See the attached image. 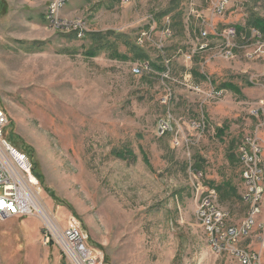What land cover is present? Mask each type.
<instances>
[{
  "label": "rangeland",
  "instance_id": "374dc122",
  "mask_svg": "<svg viewBox=\"0 0 264 264\" xmlns=\"http://www.w3.org/2000/svg\"><path fill=\"white\" fill-rule=\"evenodd\" d=\"M50 1L0 0L4 136L32 163L49 224L61 230L75 217L105 264H240L210 249L196 187L216 190L228 225L246 218L238 148L245 136L264 139V117L250 113L264 101V47L256 50L248 21L264 19V0H229L221 16L208 0H68L56 13L81 18L82 38L47 23ZM150 19L140 59L135 37ZM203 20L214 33L200 46ZM226 27H240L229 45L218 35ZM93 32L104 35L98 49ZM212 88L222 95L207 97ZM168 116L185 134L192 119L204 129L174 148L157 134ZM49 224L38 213L0 220V264H67L44 243Z\"/></svg>",
  "mask_w": 264,
  "mask_h": 264
},
{
  "label": "built area",
  "instance_id": "2783aa9c",
  "mask_svg": "<svg viewBox=\"0 0 264 264\" xmlns=\"http://www.w3.org/2000/svg\"><path fill=\"white\" fill-rule=\"evenodd\" d=\"M34 1V0H26ZM65 0L50 1L46 7L45 19L47 23L57 30L75 33L79 38L85 36L89 29L82 27L81 18H62L55 13V4ZM211 4L212 16H221L228 8L229 0H208ZM155 27V21L150 19L148 30L140 31L135 37V43L143 47L151 31ZM213 31H212V30ZM210 31L214 33V24L210 21H202L198 31V43L200 46L207 44ZM166 35L169 30L165 29ZM235 27H226L218 34L222 42L229 45L236 37ZM256 50L264 47V36L255 29L251 31ZM202 48V47H201ZM264 52V49H262ZM225 55H231V51H225ZM191 53L184 54L187 62L192 60ZM162 75L168 73V61ZM142 68L147 70L150 64L145 61ZM135 73L141 69L133 67ZM207 97H219L222 90L210 89ZM170 92L161 97L162 104H168ZM262 114L264 117V101L251 107L252 115ZM184 123V122H183ZM8 117L5 110L0 106V220L13 216L24 217L41 214V196L38 182L33 174L32 165L27 155L16 149L4 136ZM180 119L175 120L172 116L160 119L157 129H162V136L170 134L171 145L174 148H182L191 143L192 137L202 133L204 129L203 119H192L186 124L188 133L183 132ZM196 131V133L192 132ZM240 177L243 183L241 198H246L247 205H252V212L247 221H241L238 225L226 223L227 214L219 211L214 200L217 192L214 188L204 186L198 182L196 187L200 194V202L197 207V219L201 223L207 235V242L214 253L227 252L234 256L240 264H264V139L257 135L245 136L239 146ZM200 174H197L199 179ZM247 194H255V201H247ZM48 223V222H47ZM49 224V223H48ZM45 234V244H56L66 259L67 264H105L102 252L88 245L79 220L68 216L66 226L61 230L55 225L49 224ZM246 243V244H245ZM254 243V244H253ZM256 246L254 247L253 245Z\"/></svg>",
  "mask_w": 264,
  "mask_h": 264
},
{
  "label": "trees",
  "instance_id": "16d2710c",
  "mask_svg": "<svg viewBox=\"0 0 264 264\" xmlns=\"http://www.w3.org/2000/svg\"><path fill=\"white\" fill-rule=\"evenodd\" d=\"M248 24H249L250 27H252V28L258 30V31L264 36V19H263V18H260V17H251L250 20L248 21ZM239 30H240V27H236V31H237V33L239 32ZM72 34H73L74 36H76L75 33H72ZM86 34L88 35V33H86ZM86 34H85V35H86ZM89 38H90V40H91L93 46H95L96 49L102 47L103 44H104V43H103V41H104V40H103V38H104L103 33H100V32L89 33ZM135 45L137 46V48L140 47V46H138L136 43H135ZM140 48H141V47H140ZM140 48L135 49V55H137L138 58L143 59V58L146 57V55H145V53H144ZM156 69H157L158 71H162V70H164V68L161 67V66H157ZM31 165H32V163H31ZM32 171H33V173H34L35 175H37V174L34 172V167H33V165H32ZM37 176H38V175H37Z\"/></svg>",
  "mask_w": 264,
  "mask_h": 264
},
{
  "label": "bare ground",
  "instance_id": "6f19581e",
  "mask_svg": "<svg viewBox=\"0 0 264 264\" xmlns=\"http://www.w3.org/2000/svg\"><path fill=\"white\" fill-rule=\"evenodd\" d=\"M68 0H65V1H60V2H58V4H55V13L60 9V8H62L63 6H64V4L67 2ZM45 16H46V13H45ZM83 25L84 24H82V27H83ZM204 46V45H203ZM157 134L159 135V136H162V129H157ZM238 150H239V148H238ZM243 200L245 201V203H247L246 202V198H243ZM247 201H255V194H247ZM248 211H247V216H246V218L243 220V221H247V218H249V215H250V213L252 212V205H248ZM41 216L43 217V219L46 221V222H48V223H50L51 221H50V218L49 217H47L48 215H45V211H42L41 212Z\"/></svg>",
  "mask_w": 264,
  "mask_h": 264
}]
</instances>
